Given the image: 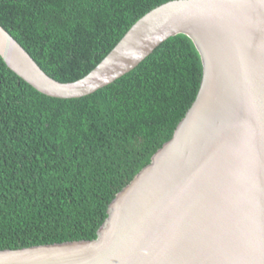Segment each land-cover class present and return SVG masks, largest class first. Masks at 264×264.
I'll return each instance as SVG.
<instances>
[{"label":"water","instance_id":"1","mask_svg":"<svg viewBox=\"0 0 264 264\" xmlns=\"http://www.w3.org/2000/svg\"><path fill=\"white\" fill-rule=\"evenodd\" d=\"M184 34L204 67L173 138L108 208L95 240L0 251V264H264V0H173L85 77L48 75L0 24V56L43 95L78 99Z\"/></svg>","mask_w":264,"mask_h":264},{"label":"trees","instance_id":"2","mask_svg":"<svg viewBox=\"0 0 264 264\" xmlns=\"http://www.w3.org/2000/svg\"><path fill=\"white\" fill-rule=\"evenodd\" d=\"M170 1L0 0V24L48 75L70 83ZM203 76L184 34L78 99L43 95L0 56V251L95 240L116 195L173 138Z\"/></svg>","mask_w":264,"mask_h":264}]
</instances>
